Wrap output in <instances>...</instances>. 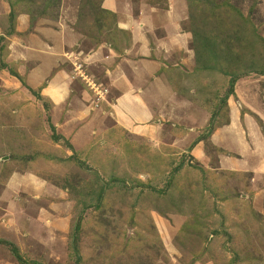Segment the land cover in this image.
Here are the masks:
<instances>
[{"label": "rangeland", "instance_id": "374dc122", "mask_svg": "<svg viewBox=\"0 0 264 264\" xmlns=\"http://www.w3.org/2000/svg\"><path fill=\"white\" fill-rule=\"evenodd\" d=\"M156 1L163 8L168 5L167 0ZM103 2L0 0V108H4L0 114L1 118L3 116V120L0 119V264H21L6 241L14 243L24 258L40 264H191L192 250H208L205 257L212 263H215L212 259L215 252L220 251L230 256L224 259V264H264V228L261 227L264 206L262 210H255L254 205L252 207L254 195L250 194V199L238 196L239 204L221 210L219 197L209 193L205 185V179L208 182L209 178L205 171L210 170L209 165H216L219 154L229 155L205 140L217 120L210 119L213 108H229L230 105L238 107L241 113L245 110L234 92L227 96L232 75H239L236 81L245 77L240 84L242 87L238 85L237 89L243 93L253 91L255 99L263 103L264 111V0H187L188 18L181 22L179 30L184 34V50L191 51L192 55L186 56L180 49H173L166 60L180 64L183 77L194 79L196 96L188 91L194 103V116L191 122L184 124L186 128L178 126L170 135L165 134L164 139L173 142L172 150L161 149L163 152L158 155L154 151L156 148L141 146L140 137L135 139L127 131L112 133L116 141L122 140L118 151H123L125 158L126 167L122 172L117 158L112 165L119 170L112 167L106 172L104 167L111 166L108 160L97 166L83 160L81 151L70 141L84 122L79 117L84 113L82 110L94 111L99 104L104 106L102 101L109 93L99 77L103 69L95 64L86 66L82 59L90 49L113 42L109 28L117 24L118 18L111 9H105ZM20 14H24L28 22L23 31L17 29L21 28L17 21ZM44 26L62 33L58 42L65 41V48L46 44L47 38L39 34V28ZM37 29L40 38L35 36ZM76 40L77 43L69 46ZM110 45L116 50L112 43ZM26 47L36 52L34 60L28 63L17 57ZM123 52L120 50L118 54ZM48 57L57 62L58 67L65 65L62 69L72 80L75 65L82 63L83 72L91 78L94 88L85 79L86 92L73 80L75 88L71 89L67 102L61 106L54 104L55 108L40 95L41 88L35 90L39 97L34 96L23 86L24 77L19 70L24 67L28 73L30 68L36 67L37 59L44 62ZM1 64L5 67L1 68ZM9 71L18 74L20 83L17 86L7 81ZM98 95H101L99 100ZM230 96L232 100H228ZM212 97L213 107L207 108L204 100ZM98 118L99 125L83 124L90 126L87 140L91 138L92 127H103L99 136L111 124L104 117L101 119L98 115ZM256 122L264 131L262 120L257 118ZM223 124L228 126V117ZM13 130H17L18 135L12 134ZM19 140L28 147L18 148ZM29 149L36 151L29 159L18 154ZM109 149L111 152L118 150L116 146ZM16 170L25 176L12 178ZM30 171L36 177L27 176ZM242 179L243 189L230 188L232 193L241 190L248 194L250 189L264 187L254 184L250 171L244 173ZM9 180L19 182L18 186L32 188L38 194L34 203L38 209L36 214L40 208L45 209L41 210L44 214L48 212L28 227L27 234H20L21 223L20 226L16 223L24 217L16 209H8L14 198L5 195V190H10ZM25 197L23 195L20 201L21 206L26 204ZM60 217L68 219L67 228L62 231L49 228L50 220H60ZM197 220L202 226L197 230H203L208 242L201 243L196 228L190 226ZM233 221L238 225H231ZM217 235L220 238L212 241ZM216 262L219 263L218 259Z\"/></svg>", "mask_w": 264, "mask_h": 264}, {"label": "crops", "instance_id": "0c3cea01", "mask_svg": "<svg viewBox=\"0 0 264 264\" xmlns=\"http://www.w3.org/2000/svg\"><path fill=\"white\" fill-rule=\"evenodd\" d=\"M150 1L104 0L103 6L105 9H111V13L117 14V24L109 28V34L113 41L111 43L117 51L113 49L114 47L110 45L111 43H102L100 46L94 48V50L90 49L89 51L91 52L86 54L85 58L82 57L86 66L90 67L92 64H95L97 67L100 66L103 69L102 73H99V77L106 88H108L109 93L106 99L102 101L103 103L105 102L104 106L99 104L93 108L94 111H91L89 108L82 110L84 113L80 114L79 117L84 122L78 126L73 136L70 135V141H72V145L76 150L81 151L82 159H87L90 163L92 162V165L97 166L101 161L108 160V165L111 166L108 168L106 165L104 167L105 172L112 167L116 168V171L119 170L116 165H112L113 160L116 158L120 162L119 168L122 169L120 172L126 167L124 165V157L122 156L123 151L118 153L123 145L122 140L116 141V137L112 133L122 134L127 131L135 139L140 137V145L156 148L157 150L154 151L158 155L164 149L172 150L173 142L165 140V134L170 135V131H175L178 126L182 129L183 127L186 128L185 125L187 122H191L194 116V103L190 101L188 95V91L190 90V93L196 96L194 79L183 77L182 70L179 68L180 64L167 62L166 60L169 59V52L173 49H180L186 56L188 54L192 55L191 51L184 50V34L179 30L181 22L188 18L187 0H167L168 5L166 8L159 6L156 0L154 4H151ZM151 2L153 3L154 1ZM17 21L18 27L21 26V28H16L20 29V31L28 27L24 14H20L17 17ZM113 28L123 33H116L117 31L114 32ZM51 30L53 29L48 26L40 27L39 34L41 36L44 35L42 38H47L46 44L51 43L50 45L62 48L65 41L58 42L62 33L54 30L52 32ZM36 31L37 33L34 35L39 37L38 29ZM78 37L79 35L76 36V38ZM75 43H77V40L70 42L69 46H73ZM120 50H124L122 55L118 54ZM34 55H36V52L31 49L28 50L26 47V49L20 51L17 57L28 63V61L34 60ZM117 56L120 58L115 59ZM36 61V67L30 68L28 73L24 71V67L19 72L24 77V82L28 87L33 90L41 88L40 95L50 102L51 107H54V104L61 106L63 102H67L71 89L75 88L73 80L79 82L77 86L81 89H88L85 80L80 78L77 71H75L72 80L70 74L62 69V64L58 67V63L50 58L44 62L42 59H37ZM87 63L90 64L88 65ZM63 67L65 68V65ZM74 69H76V65ZM54 70L55 72H53ZM82 70L84 71L83 67ZM88 74L90 75L91 73ZM90 77H93V74ZM8 78L7 81L14 86L20 83L16 77L10 75ZM244 78H240L235 82L234 87L236 89H234V93L240 99L238 100L240 106L245 105V110L241 113L238 107H232L229 104H227L229 108L225 106L219 109L217 107L213 108L214 114L212 117L210 116V119L212 118V121L217 120L214 123L215 126L212 128V131L210 130V134L205 139L211 145L229 153L228 156L219 154L216 165H209L208 169L210 170L205 171L206 175L209 176L208 182L205 179V185L208 186L209 193L212 192L219 197L218 203L222 204L221 210L229 209L232 204H239V197L250 199L252 197L250 194L254 195L255 204H252V207L254 205L255 210H262V206H264V187L250 189L248 194L241 193V190L240 193H236L235 191L232 193L230 190V188L243 189L241 186L242 177L247 171L251 172L252 180L255 181V183H252L264 186V131H262L261 126L256 122L258 118L264 124L263 103L255 99L253 91L243 93L241 89H237L238 85L244 82ZM240 87L242 86L240 85ZM50 88L55 89V91ZM86 92L88 91L86 90ZM229 99L232 100V96ZM205 104L207 108L210 105L213 107V97L212 99L204 100ZM215 104L216 102L214 101ZM26 110H23V112ZM227 112L229 113L227 114ZM26 114H28V111L25 112ZM51 115H55L52 110ZM98 115L101 119L104 117L106 120H109L111 124L99 136L97 134L103 130V127H92L90 131L91 138L87 140V131L90 126L89 124H83L93 123L99 125L101 122ZM227 117L229 118L228 126L223 124V121L227 120ZM208 125L209 123H207ZM65 132L69 135V130ZM18 138L21 137L18 136ZM32 139L38 142L35 136ZM96 139L99 143L95 142ZM103 140L105 141L104 144H102ZM19 142L22 147L25 146L23 140H19ZM113 146H116L118 150L111 152L109 148ZM102 148L105 150L102 151ZM30 149L24 150L23 153L28 155L36 153V151H30ZM119 154L122 157H119ZM20 155L24 156V154ZM66 155L65 153L64 156ZM0 158L2 159V156ZM13 164H17V161ZM31 164L33 165V162ZM32 171L26 175L36 177ZM99 172L102 173V171ZM24 176L25 174L16 170L12 178L16 177L20 179ZM7 183L10 190H5V195L14 197L11 199L8 209L10 211L16 209L21 217H24L22 221L15 222L17 225L21 223V226L19 225L20 234H27L30 230L28 227L33 226L40 216L48 215V212L44 214L45 209L40 208L39 213L36 214V210L38 209L34 203L35 197L38 194L33 191L34 189L24 188L25 185L23 184L19 188L20 186L17 185L19 182H11V180ZM232 184L234 187H231ZM40 194L42 193L40 192ZM23 195H26V204L21 206L20 201H22ZM49 223V228H58L62 231L67 228L68 219L60 217V220H50ZM231 225L235 227L238 225V222L233 221ZM231 225L229 224V226ZM261 227L264 228V224ZM235 234L238 233H233L232 235ZM218 238H220V235L211 239L214 241ZM205 255L207 254L202 256L203 260L195 261L193 264H215L214 262L212 263L211 259H207ZM216 257L224 262L226 258L230 259L229 255H225L220 251L215 252L214 258Z\"/></svg>", "mask_w": 264, "mask_h": 264}, {"label": "trees", "instance_id": "16d2710c", "mask_svg": "<svg viewBox=\"0 0 264 264\" xmlns=\"http://www.w3.org/2000/svg\"><path fill=\"white\" fill-rule=\"evenodd\" d=\"M153 3H155V1L153 2ZM101 10V9H100ZM106 12V11H105ZM253 57H255V56H253ZM244 59H246V57H244ZM252 62H254V60L252 61ZM3 67H5V64H1V68H3ZM10 72V75H13V76H15L16 78H18V74L14 71L13 73L11 72V71H9ZM238 76L239 75H232L231 76V80H230V82H229V88H228V91H227V96L229 95V94H233V92H234V89H233V87H234V83H235V81H236V79L238 78ZM19 79V78H18ZM22 84H23V86L27 89V90H29L32 94H34V96H38V94L35 92V90H33V89H31L30 87H28L24 82H22ZM39 97V96H38ZM2 109H4V108H0V114H1V112H2ZM0 119H1V121L3 120V116H2V118H1V116H0ZM14 131V130H13ZM17 130H15L14 132H13V134H17L18 132H16ZM9 132H10V130H9ZM18 135V134H17ZM18 147L19 148H21L22 146H21V144L20 145H18ZM28 147V145L27 144H25V148H27ZM18 154H24V157H26V158H30V156H31V154H25V153H23V151H19L18 152ZM17 157H20V155H17ZM115 180H118V178H114ZM180 190H182V189H180ZM190 226H193V228L195 229V233H197L198 235H199V237L201 238V243H204V242H208L207 240H205V239H207V237L204 235V232H203V230L202 231H200V230H197V228L199 227V229H202V226L200 225V222H198V220L197 221H194L193 223L191 222V224H190ZM200 231V232H199ZM6 243H8V245H9V247H10V251L13 253V255L15 256V259L19 262V263H21V264H40V263H38V262H35V261H33V260H29V259H27V258H24L22 255H21V253H20V251H19V249H18V247L14 244V243H12V242H8V241H6ZM208 253V250H192L191 251V253H190V256L191 257H193V260H192V262H191V264L192 263H194L195 261H199V260H203V258H202V256L204 255V254H207ZM215 257V256H214ZM212 259H214V261H215V263L216 264H224L225 262L224 261H222L221 259H219V258H212ZM216 259H218V261H219V263L218 262H216Z\"/></svg>", "mask_w": 264, "mask_h": 264}, {"label": "built area", "instance_id": "2783aa9c", "mask_svg": "<svg viewBox=\"0 0 264 264\" xmlns=\"http://www.w3.org/2000/svg\"><path fill=\"white\" fill-rule=\"evenodd\" d=\"M81 66H82L81 64H76V69H75V70H77V72H79L80 76H81L83 79H86L88 85H91V84H92V88H94V85H95V84L92 83V82L90 81V79L87 78V76L83 73ZM100 98H101V95H98L97 100H99Z\"/></svg>", "mask_w": 264, "mask_h": 264}, {"label": "clouds", "instance_id": "9594fccd", "mask_svg": "<svg viewBox=\"0 0 264 264\" xmlns=\"http://www.w3.org/2000/svg\"><path fill=\"white\" fill-rule=\"evenodd\" d=\"M75 71H77V70H75ZM83 71V70H82ZM84 73V72H83ZM85 74V73H84ZM78 75L80 76V74H79V72H78ZM80 78H82L81 76H80ZM88 78V77H87ZM83 79V78H82ZM83 80H85V79H83Z\"/></svg>", "mask_w": 264, "mask_h": 264}]
</instances>
